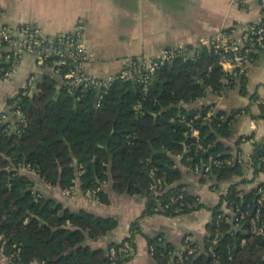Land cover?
<instances>
[{
  "label": "trees",
  "instance_id": "1",
  "mask_svg": "<svg viewBox=\"0 0 264 264\" xmlns=\"http://www.w3.org/2000/svg\"><path fill=\"white\" fill-rule=\"evenodd\" d=\"M186 48L187 52L159 69L147 86L117 80L100 108L96 91L85 93L77 101L65 86L60 87L58 81L46 75L36 82L40 93L34 97V105L31 94L21 98L23 122H16L17 131L8 129L11 123H0V237L7 240L9 254L19 249L22 264H113L108 250H93L86 241L104 237L119 222L85 210L71 211L44 196L32 177L20 171L25 166L52 187L65 189L78 181L83 191H97L104 204L110 200L103 186L112 183L118 194L146 197L147 215L174 218L204 207L182 183V173L174 159L184 154L185 165L190 169L200 166V171L210 157L223 162L233 160L230 147L220 139L232 137L236 118L248 114V109L228 113L207 106L198 112L183 105L205 98L211 90L223 94L246 74L232 76L230 84L225 85V72L212 46ZM262 53L264 50L252 58L256 60ZM7 69L9 65L0 61V77ZM13 105L14 100H9L8 106ZM261 108L264 119V106ZM199 114L200 118H195ZM181 116L186 123L180 122ZM192 127L199 130L206 151L185 155L187 148L194 146L189 135ZM251 158L253 166L263 171L264 143L256 145ZM80 168L84 170L82 175L78 174ZM243 169L240 163L225 164L213 167L206 175L202 173L199 179L205 183L216 176L219 181H229ZM157 179L162 180L164 191L160 204L152 191ZM261 190L247 194L238 184H232L213 208L207 237L202 243L195 242L198 251L188 259L185 254H177L163 235L146 237L148 248L155 247L152 258L157 264H264V235L252 234L250 224L257 215L264 223ZM173 196L183 199L167 208ZM224 204L233 214L223 212ZM246 212L250 215L238 222L237 216ZM221 215L222 220L218 219ZM140 219L134 221L126 241L131 244L130 256L136 247L134 238ZM218 233V242L212 245ZM123 262L121 256L117 264Z\"/></svg>",
  "mask_w": 264,
  "mask_h": 264
},
{
  "label": "crops",
  "instance_id": "2",
  "mask_svg": "<svg viewBox=\"0 0 264 264\" xmlns=\"http://www.w3.org/2000/svg\"><path fill=\"white\" fill-rule=\"evenodd\" d=\"M245 4L243 8L233 0H0V24L36 25L46 34L56 35L73 31L77 23L84 20L85 41L90 53L91 49L93 51L87 71L95 77L109 78L116 76L126 62L134 58L156 59L169 49L207 46L222 35L231 40L242 38L261 16L258 0H247ZM35 8L40 12H35ZM32 74L37 75L38 80L42 78L34 58L25 55L14 78L0 85V113L8 110V101L21 91ZM207 106L228 113L248 109V114L236 118L232 137L220 140L232 153L237 150L246 158L252 157L256 145L264 143L261 108L264 106V53L249 65L246 76L223 94L211 90L205 98L183 105L187 110L198 112ZM183 156L180 154L174 159L182 173V183L204 207L174 218L144 214L146 197L118 194L112 183L102 189L109 196V204L83 195L70 200L63 197L62 188L52 187L33 172L20 171L32 177L36 189L44 196L55 199L65 208L74 212L85 210L119 222L118 227L104 237L87 239L86 245L93 250L107 251L112 245L123 244L131 237L134 221L141 218L139 229L135 231L136 247L131 256L123 257L122 264H157L149 253L146 237L163 235L177 254L184 250L187 235L202 243L214 217L213 208L220 204L232 184H238L247 194L263 188L261 199L264 201V171L252 165L232 180L219 181L215 176L204 183L185 165ZM222 210L231 213L227 204ZM31 264L42 263L33 261Z\"/></svg>",
  "mask_w": 264,
  "mask_h": 264
},
{
  "label": "built area",
  "instance_id": "3",
  "mask_svg": "<svg viewBox=\"0 0 264 264\" xmlns=\"http://www.w3.org/2000/svg\"><path fill=\"white\" fill-rule=\"evenodd\" d=\"M246 1L247 0H233L235 4L243 8L246 5ZM258 1L261 8V16L257 22L249 26L247 33L242 38L231 40L227 35H222L207 43V45L212 46L219 54L220 64L225 72V78L222 81L225 85L230 84V78L232 76L247 74L249 65L254 62L252 55L258 51L264 50V0ZM1 14L2 12L0 9V16ZM85 34L86 23L84 20H80L73 31L58 33L56 35H48L36 25L10 27L0 24V61H4L9 65V69L0 77V85L2 82H8L14 78L22 58L25 55H29L34 58L41 77L46 75L55 79L58 81L59 86H65L69 95L74 97L77 101L82 100L85 93L96 91L97 107L100 108L103 99L117 80L136 81L147 86L149 79L155 75L159 69L176 58L180 53L188 51L186 47H181L178 49H169L165 51L161 57L156 59L134 58L131 59L128 64L126 62L123 69L116 76L101 78L95 77L87 71V65L91 60V53L85 41ZM37 81V75H30L21 91L10 99L14 100V105L11 107L8 106L7 111L0 113V123H11L8 126V129L11 131H17L18 125L16 122H23L20 100L22 97L31 94L32 89L36 87ZM11 109H13V111L11 115H9L8 111ZM211 115L212 111L210 110L206 118L210 120ZM195 118H200V114ZM12 119H14V121L10 122ZM224 119L225 117H222V120ZM180 122L186 123V118L181 116ZM187 124L190 125L191 122ZM189 135L194 141L192 144L194 146L193 148L188 147L185 155H191L192 152L197 153L200 150L206 151V147L201 141L198 129L192 127ZM233 154L235 158L225 162L210 157L209 163L202 167V171H200V166H196L194 169H191V171L194 175L199 177L202 173H205L204 175L210 173L213 167L219 168L225 164L234 165L235 163H240L244 165L245 168L253 165L251 157L246 158L237 150ZM261 169L264 171V160ZM20 170L37 174L31 170L30 166L22 167ZM83 173V168H80L78 174L82 175ZM152 176L156 177L155 172L152 173ZM152 191L153 195L157 198V202L160 204V197L164 194L162 180L157 179L155 185L152 186ZM62 195L70 200H77L81 195L91 200H98L97 191H83L78 181H74L70 187L63 189ZM38 196L40 197L41 195ZM181 199H183V196L171 197L166 207L168 208L171 204H175ZM231 213L233 214L232 211ZM249 215L248 212L241 213L237 216L238 218L236 220L238 222L242 221ZM223 217L224 216L221 215L218 219L222 220ZM250 224L252 234L257 236L264 235V223H261L259 215H257L256 218H252ZM218 239L219 233L212 245L217 244ZM184 240L185 248L181 252V256L185 254L186 259H188L194 256L198 251V247L194 245L197 241L190 235H187ZM244 243L243 241V244ZM7 244V240L0 237V263L22 264L20 250L18 249L9 254L7 252ZM148 250L152 255L155 251V247L150 246ZM209 250L213 254V246H211ZM130 253L131 244L129 242H124L118 247H109L108 258L113 264H117L121 256L125 257L130 255ZM180 263H182V260Z\"/></svg>",
  "mask_w": 264,
  "mask_h": 264
},
{
  "label": "water",
  "instance_id": "4",
  "mask_svg": "<svg viewBox=\"0 0 264 264\" xmlns=\"http://www.w3.org/2000/svg\"><path fill=\"white\" fill-rule=\"evenodd\" d=\"M39 93H40V91H39V89L37 88V87H34L33 89H32V91H31V99H32V104L34 105L35 103H34V97L36 96V95H39Z\"/></svg>",
  "mask_w": 264,
  "mask_h": 264
},
{
  "label": "rangeland",
  "instance_id": "5",
  "mask_svg": "<svg viewBox=\"0 0 264 264\" xmlns=\"http://www.w3.org/2000/svg\"><path fill=\"white\" fill-rule=\"evenodd\" d=\"M36 10H37V13L40 12L39 9H36V8H35V12H36ZM92 53H93V51H92V49H91V55H92ZM64 198H65V197H64ZM98 201H99V197H98ZM181 219H182V218H180V220H181ZM131 251H132V248H131Z\"/></svg>",
  "mask_w": 264,
  "mask_h": 264
}]
</instances>
